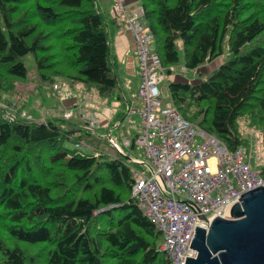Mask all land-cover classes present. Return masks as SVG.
Segmentation results:
<instances>
[{"label":"trees","instance_id":"obj_1","mask_svg":"<svg viewBox=\"0 0 264 264\" xmlns=\"http://www.w3.org/2000/svg\"><path fill=\"white\" fill-rule=\"evenodd\" d=\"M113 2L0 0V102L20 96L14 118L0 106V264H172L159 247L162 232L132 196L136 133L119 152L112 134L86 128L82 116L44 120L28 91H17L31 54L32 92L64 82L110 100L119 86ZM140 3L166 74L179 62V42L187 69L225 57L197 81L168 82L181 115L231 150L249 145L250 127L264 139V0Z\"/></svg>","mask_w":264,"mask_h":264},{"label":"built area","instance_id":"obj_2","mask_svg":"<svg viewBox=\"0 0 264 264\" xmlns=\"http://www.w3.org/2000/svg\"><path fill=\"white\" fill-rule=\"evenodd\" d=\"M114 20L133 36L138 57L141 122L134 139L147 157L135 156V180L132 196L147 217L162 232L160 249L172 264H185L186 256H195L190 247L196 225L207 227L200 216L228 217L233 203L245 191L264 185L259 165L264 162L261 132L251 129L249 145L231 150L223 141L199 124L186 119L168 102L163 104L159 82L166 75L160 57L149 45L152 40L141 4L129 7L126 0H114ZM174 70V65L169 67ZM183 69H187L183 66ZM67 83H55L60 93ZM20 96H17V99ZM17 99L11 104L0 102L9 119L15 117ZM84 126L94 132L98 114L93 108L92 94L83 92L78 104ZM22 115L32 117L22 110ZM70 117L72 111L64 113ZM113 146L123 152L114 141ZM129 145L130 140H124Z\"/></svg>","mask_w":264,"mask_h":264},{"label":"crops","instance_id":"obj_3","mask_svg":"<svg viewBox=\"0 0 264 264\" xmlns=\"http://www.w3.org/2000/svg\"><path fill=\"white\" fill-rule=\"evenodd\" d=\"M126 2L129 7L141 4L140 0H126ZM108 33L111 55L119 77V86L110 100H103L92 94V101L94 104L93 108L98 114L97 130L100 131V135L112 134L116 139L117 145L122 148L126 146L124 140H129L133 136L127 135V133L131 132L130 127L132 122L130 121L135 120L138 116L140 117L139 108L141 102L138 96L140 74L133 36L127 28L118 26L115 23L113 4L110 6L108 14ZM200 66L196 69H190L193 71L190 74H195L194 77L191 76L188 78L189 74L185 75L175 71L167 73L166 75L171 80L189 79L191 81H197L200 78V74L205 72L198 69ZM21 82L29 83V87L26 90V92L28 91L27 94H30L29 106L30 108L34 107L36 109V115L38 117L45 120L49 117L62 115L67 111H72L74 119H76L75 116H82L78 106L84 92L81 84L64 88L61 93L58 90L54 91V89H51L54 92L53 94L50 93L51 90L49 87L48 89L43 87L40 88L37 94L32 92L33 89H30L34 86L36 87L35 78L34 81L27 79ZM137 125L138 128L140 123ZM127 126H129V129H127ZM136 132L137 130L134 134ZM131 152H134V150Z\"/></svg>","mask_w":264,"mask_h":264},{"label":"water","instance_id":"obj_4","mask_svg":"<svg viewBox=\"0 0 264 264\" xmlns=\"http://www.w3.org/2000/svg\"><path fill=\"white\" fill-rule=\"evenodd\" d=\"M229 214L200 216L207 227L196 225V255L185 264H264V185L242 193Z\"/></svg>","mask_w":264,"mask_h":264},{"label":"rangeland","instance_id":"obj_5","mask_svg":"<svg viewBox=\"0 0 264 264\" xmlns=\"http://www.w3.org/2000/svg\"><path fill=\"white\" fill-rule=\"evenodd\" d=\"M149 45L151 46L152 49H154V41H150ZM178 49H179V62L177 64L174 65V70L175 72H180V73H183L185 75L189 74L188 78H190L191 76L194 77L195 74H190L191 72H193L192 70L190 69H183V60H184V53H183V47H182V43L179 42L178 43ZM225 57L223 55L221 56H218L217 58L211 60V61H207L206 63H204L203 65H201L198 69H201L202 71H205V72H210L211 70H213L214 68L218 67L223 61H224ZM25 62H26V66L28 68V80L30 81H34V78L36 76V70H35V63H34V60H33V57L31 54H28L26 59H25ZM186 79V78H184ZM171 79L168 77V75H165V77L163 78V80H161L159 82V86L161 87V89L163 88L162 90V96H163V104H166L168 102H170V95H169V91H168V88H167V85H168V82L170 81ZM189 80V79H188ZM191 81V80H189ZM192 82V81H191ZM29 83H25V82H19L18 83V86H17V91L19 93H26V90H27V87H29L28 85ZM141 106V105H140ZM141 121V118L138 116L137 118H135V120L133 121H130L132 122L131 123V129H130V133H127L128 136H132L134 134V132L137 130V124H139ZM129 126H127V129ZM251 129H254L256 131H259L261 132L260 136L261 138L263 139V135H262V131L260 128L258 127H250L247 129V133H249L251 131ZM120 142V141H119ZM106 146H109L111 148V146L108 144ZM263 147V152H264V144L262 145ZM127 149V147H125ZM139 149V148H138ZM136 156H140V157H143V158H146V155L144 153V150L141 148L138 150V153L136 151ZM259 169H261V165L258 166ZM137 168L138 169H142V165H137ZM163 240V238H162Z\"/></svg>","mask_w":264,"mask_h":264},{"label":"bare ground","instance_id":"obj_6","mask_svg":"<svg viewBox=\"0 0 264 264\" xmlns=\"http://www.w3.org/2000/svg\"><path fill=\"white\" fill-rule=\"evenodd\" d=\"M85 124V123H84Z\"/></svg>","mask_w":264,"mask_h":264}]
</instances>
